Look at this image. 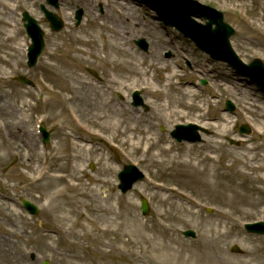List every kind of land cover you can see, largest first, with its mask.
Instances as JSON below:
<instances>
[{
	"label": "rangeland",
	"instance_id": "rangeland-1",
	"mask_svg": "<svg viewBox=\"0 0 264 264\" xmlns=\"http://www.w3.org/2000/svg\"><path fill=\"white\" fill-rule=\"evenodd\" d=\"M3 1L8 8L0 5V110H8L10 116H0V264H264V236H252L244 229L246 223L264 221V171L257 168L258 162L264 165V137L257 135L264 90L229 65L210 60L136 0H59L58 10L47 0ZM198 1L226 14L237 31L231 45L245 63L256 58L264 63V0ZM102 2L104 16L98 8ZM42 5L65 20L63 31L49 29ZM78 7L85 15L81 26L75 27ZM25 11L46 33V48L31 69L25 55V44L31 41L21 21ZM140 37L148 40L149 53L135 47L134 40ZM168 37L174 44L169 46ZM84 40L89 41L86 46ZM106 40L118 47V60L165 66V71L151 72L157 79L175 72L171 90L187 93L197 106L162 119L159 97L147 92L144 79L134 85L129 69H114L101 61L102 55L89 54ZM166 49L175 50V57L166 59ZM188 60L194 68L188 67ZM116 73L127 81L114 82ZM19 76L32 80L34 87L17 81ZM67 79L73 80V95L66 94ZM202 79L207 85L201 84ZM135 90L149 110L133 106ZM102 100L107 109L96 110ZM227 100L234 102V113L225 111ZM114 109L132 112L127 119L133 125L148 129L160 140L161 149L172 151L150 161L149 154L122 146L113 131H99L97 138L93 121ZM189 123L210 134H202L199 143H177L172 130ZM243 124L251 128L250 135L241 136ZM40 125L51 133L49 145L43 143ZM14 126L25 128L27 141ZM24 141L32 144L38 157H30ZM239 141L261 148L259 161L250 164ZM189 161L199 163L200 171L209 168L214 182L228 184L210 189L196 183L185 166ZM128 164L136 165L145 179L123 194L118 174ZM57 175L66 179L54 181ZM156 185L167 190L161 192ZM21 197L39 206L37 216L21 208ZM142 198L150 206L147 216L141 213ZM95 200L125 219L124 232L113 231L107 218L115 215L97 213ZM154 225L159 229L152 230ZM185 230L195 231L196 238H186ZM140 233L150 234L158 243L174 242L172 251L154 254L142 248ZM130 239L135 243L125 244ZM235 245L242 254L231 251ZM199 248H206L207 256L202 258ZM193 252L194 260L187 262Z\"/></svg>",
	"mask_w": 264,
	"mask_h": 264
},
{
	"label": "bare ground",
	"instance_id": "bare-ground-1",
	"mask_svg": "<svg viewBox=\"0 0 264 264\" xmlns=\"http://www.w3.org/2000/svg\"><path fill=\"white\" fill-rule=\"evenodd\" d=\"M0 5L2 6V8L6 9L8 8L6 5V1L1 0L0 1ZM0 22L2 23V20L0 19ZM5 23V22H4ZM3 23V24H4ZM89 43L88 40H84L83 44H85V46ZM114 49V50H113ZM118 47H113V45H111L109 43V40H106L105 43H102L100 46H96L93 48V50L88 51L89 54L94 53L96 55L100 54L101 56V61L105 62V63H109L113 65V68H119V69H129V81L132 82L134 85H137L139 83V79H144V88L147 90V92L153 96L159 97L160 100V105H159V111L161 113V118L162 119H167L170 118L173 115L179 114L180 112L186 111L188 109L191 108H195L196 105V101L193 97H191L190 95H188L187 93L185 94H181V93H174V91H172V82L173 80L176 78V73L175 72H171L168 74V76L166 75L164 78L162 79H157L156 76H152L151 72L152 71H157V70H161V71H165L166 68L165 66H162L160 64H156V63H150L149 65H146L144 62L142 61H125V60H118L117 57V53H118ZM87 52V51H86ZM80 60V59H79ZM156 66V67H155ZM223 77V76H222ZM225 78V77H224ZM223 78V79H224ZM131 79V80H130ZM68 82H70L69 85V89H66V94L68 95H73L74 94V87L72 86V79H67ZM113 80L114 82H118V83H123L126 82L127 80H123V77L121 74H117L113 75ZM225 80V79H224ZM72 102H74L75 97L71 96ZM108 107V103L106 104V102H104V100H102L100 103H98L96 105V110H104L107 109ZM248 110H251V108H247ZM252 111V110H251ZM112 114L111 115H102L99 114L96 119L93 121V126L95 128H97V130H95V136L97 138H101V133L102 131L106 132V131H113V133L118 134V136H120V142L122 143V146H126V145H131L134 148H136L137 150H140L141 152H143L144 154H149L150 155V161H154L156 158H160V156L166 155L168 153H170L172 150L170 148H165V149H161L160 148V144H159V139L155 138L153 136V134L145 128H139L138 125H133V121H130L131 119L127 117L131 116L130 111H126V110H118V109H114L113 111H111ZM254 113H257V109H255L253 111ZM258 114L260 115L259 118L261 120V122L257 125V135L260 137H264V109H262L261 111L258 112ZM0 116H4L7 117V119H9L10 113L8 110L6 109H2L0 110ZM116 117V118H115ZM119 118V120H118ZM122 118V119H120ZM3 120V119H2ZM15 131L20 134L19 136L21 137H25L26 141L28 140V135L26 134L25 128H21V127H16L14 126ZM99 131L101 133H99ZM24 141L22 143L23 147H25L26 149L29 150V155L30 157H33L34 159L36 157H38V154L36 152V150L34 148H32V144L30 142H26ZM26 142V143H25ZM242 141H239L240 143V147L244 148L247 153L248 156L246 157V159L249 161V163L251 164L252 162H256L259 161V157L256 156L258 154V151H261V148H256L253 146H248L247 144L242 145L241 144ZM83 145V144H82ZM152 152V153H150ZM239 162V160H237ZM35 162L37 163V161L35 160ZM212 162V161H211ZM244 162V161H243ZM244 163H248V162H244ZM259 165H257V168L260 171H264V165L262 162H258ZM185 166H187V168L191 169L190 171V176H192V178L196 181V183H199L200 185L207 186L210 189H214L215 187H217V185L219 186H225L228 184L222 182H214L212 180L213 176L211 174V170L209 168L205 169V171H200L199 170V163L198 165L192 162H187V164H185ZM209 167H212L209 166ZM46 167L44 166V168L42 169V172L46 171L45 169ZM77 167H72V171L76 172ZM34 170H36V168L34 167ZM58 172L61 171V168L57 169ZM264 178V177H263ZM62 179H66V177H62V176H54V181H60ZM156 188H158L159 191L164 192L165 190H167V188L164 185H156ZM97 198H101L99 196H96ZM95 205V210L97 213H105V216H111V215H115L114 217H110L107 218L108 222L110 223V225L114 226L113 231H125L126 229V222H124L125 219L120 218V216L118 214H113L111 212L110 209H106L102 206L101 202H97L96 200L94 201ZM128 214V213H127ZM126 217V216H125ZM124 222V223H123ZM156 226V227H155ZM152 230L155 229H159V227H157V225H154V228H151ZM148 229L147 231L151 230ZM106 232H109V230H105ZM146 231V232H147ZM140 237L142 239V243L143 246L142 248H150L151 252H154V254H159L160 252H171L173 248V243L172 241H166V239H163V241L161 242H156L155 239H153L152 237H150V234H141L140 233ZM162 237L166 238L165 234L162 232L161 234ZM135 241V240H134ZM132 241L131 239L126 242L125 244H134L135 242ZM198 251L201 253L202 258H204L205 256H207V249L206 248H199ZM177 254L180 258H178L179 260H183V256H181V254H179L178 252L176 253V257ZM190 258H188V261H193L194 260V252L193 254H189ZM186 261V260H184Z\"/></svg>",
	"mask_w": 264,
	"mask_h": 264
},
{
	"label": "water",
	"instance_id": "water-1",
	"mask_svg": "<svg viewBox=\"0 0 264 264\" xmlns=\"http://www.w3.org/2000/svg\"><path fill=\"white\" fill-rule=\"evenodd\" d=\"M149 4L152 5V7L157 10L159 13L162 11L167 13H172L174 16L179 11H184L182 14L183 16L189 18L191 14V10H196L197 8L188 4H185L182 1L179 0H146ZM55 3V1H52ZM163 2H167L166 5H163ZM169 2V4H168ZM210 15L207 14H198L193 13L194 16L204 17L210 19V23L207 25L208 29L211 28L213 24L217 25V29L209 32L205 30H199V29H193L189 24L188 28L189 30H192L189 32V35H191L195 40L196 43H198L199 47L203 49L204 51L212 54L216 59L219 60H225L227 62H230L233 66L238 68L240 70V65H243V63L239 60V58L235 55L233 52L231 46L229 45V39L230 37L235 33L234 30L223 21V15L215 10H212ZM48 18V20L51 22V28L55 31L60 30L63 27V22L59 20L53 13H49L47 11L44 12ZM168 14L169 17L172 16L171 14ZM81 14H79L78 18L80 19ZM175 19V17H173ZM24 20L27 21L26 28L28 31V34L31 36L33 40V44L31 47V59L30 66H34V64L37 63V60L39 56L42 53V50L45 46L44 44V32L39 27L36 20H34L32 17H30L27 13H24ZM186 29V28H185ZM139 45H141L144 49L148 48V44L146 40H141L138 42ZM147 50V49H146ZM262 62L259 60H255L252 62L249 66H245L246 70H249L251 74H254L259 81H264V65L261 64ZM26 83H29V81L21 79ZM135 99V105L143 104V101L140 97L139 92H136L134 94ZM234 111V106H232L231 102L228 103V110ZM197 126L191 127H184L179 126L177 131L173 132V136L177 138L178 141L182 140H189V141H199L200 138L197 135L196 132ZM188 130V131H187ZM44 131V135L46 142L49 141V134ZM187 131V132H186ZM205 131V130H204ZM242 133H250V129L248 126H243L241 129ZM134 168L132 166H127L123 172L120 174V180H121V186L120 188L123 190V192L128 191L131 189L133 183H135L139 178L142 176H138L139 174L134 172ZM25 206H27L31 212L37 213V208L30 204L27 201H24ZM143 211L146 213L148 211L146 202L143 201ZM246 229L251 233H257V234H264V223H257V224H251L246 225ZM186 236H195V233L192 231H188L185 233ZM233 251L239 252V248L235 247L232 248Z\"/></svg>",
	"mask_w": 264,
	"mask_h": 264
}]
</instances>
